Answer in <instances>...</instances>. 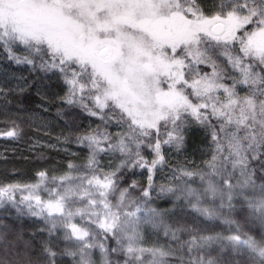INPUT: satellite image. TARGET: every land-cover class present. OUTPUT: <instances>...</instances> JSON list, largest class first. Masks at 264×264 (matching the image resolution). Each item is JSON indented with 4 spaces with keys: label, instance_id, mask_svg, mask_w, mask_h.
Instances as JSON below:
<instances>
[{
    "label": "snow or ice",
    "instance_id": "obj_1",
    "mask_svg": "<svg viewBox=\"0 0 264 264\" xmlns=\"http://www.w3.org/2000/svg\"><path fill=\"white\" fill-rule=\"evenodd\" d=\"M33 93L83 155L0 181V264H264V0H0V140Z\"/></svg>",
    "mask_w": 264,
    "mask_h": 264
},
{
    "label": "trees",
    "instance_id": "obj_2",
    "mask_svg": "<svg viewBox=\"0 0 264 264\" xmlns=\"http://www.w3.org/2000/svg\"><path fill=\"white\" fill-rule=\"evenodd\" d=\"M14 101L18 97L12 98ZM39 102L38 97L33 93L25 100V111L20 113L22 126L25 129L24 138L19 142L0 140V153L7 156V160H0V181L8 182H25L33 183L32 176L36 170H45L51 175H58L59 170L65 169L68 161L79 163L78 156L83 155L81 149L75 143L65 144L64 137L69 135L68 130L64 126V122L59 120L56 116L57 104L49 103L48 112H41L36 108V103ZM13 112L11 113L15 118V105L13 104ZM3 117L0 116V119ZM34 125V126H33ZM38 128L46 129V131H37ZM56 140L62 145L60 147L50 146L49 142L44 140ZM35 145L33 148L32 146ZM65 147L66 149H64ZM76 153L77 155H73ZM182 159V157H181ZM173 157L171 163H176ZM144 182L146 177H137ZM162 177L158 176V182ZM19 195V193L17 194ZM166 206V205H162ZM240 225L241 231H246L244 221L240 217H235ZM30 224L31 221H25ZM200 227L205 229L204 235L220 234L227 237L235 234L234 229L236 225H228L219 220L203 221ZM217 248L218 245H213ZM215 255V253H213Z\"/></svg>",
    "mask_w": 264,
    "mask_h": 264
},
{
    "label": "rangeland",
    "instance_id": "obj_3",
    "mask_svg": "<svg viewBox=\"0 0 264 264\" xmlns=\"http://www.w3.org/2000/svg\"><path fill=\"white\" fill-rule=\"evenodd\" d=\"M40 141L41 140H44L45 142H49V143H51L52 145H50V146H56V147H60L59 145H62L60 142H58V141H56V140H45V139H39ZM42 142V141H41ZM64 149H66L65 147H63Z\"/></svg>",
    "mask_w": 264,
    "mask_h": 264
}]
</instances>
